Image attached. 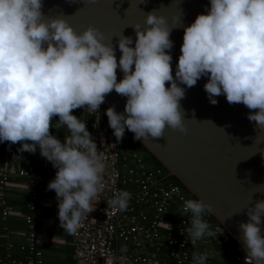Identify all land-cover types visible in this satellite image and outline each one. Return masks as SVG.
I'll use <instances>...</instances> for the list:
<instances>
[{"label":"clouds","instance_id":"9594fccd","mask_svg":"<svg viewBox=\"0 0 264 264\" xmlns=\"http://www.w3.org/2000/svg\"><path fill=\"white\" fill-rule=\"evenodd\" d=\"M43 7V0H0V142L19 143V152L38 148L51 162L56 173L47 190L56 194L59 226L69 235L77 234L94 211L106 169L85 121L73 110L95 113L114 90L126 97L123 112L114 106L105 110L117 142L125 129L143 141L165 137L166 129L186 135L180 103L185 86L207 77L203 87L212 105L224 95L230 105L249 109L255 129L264 130V0H209L188 25L181 15L173 14L170 23L154 9L143 26L131 25L135 41L123 33L115 36L119 60L113 37L102 29L90 24L77 31L65 15L46 16ZM177 24L183 27V42L173 75L170 37ZM56 117L54 127L66 126L70 133L63 142L50 131ZM130 199V192L119 190L107 203L125 211ZM245 209L249 220L239 223L245 264H264V200ZM184 211L191 212L187 239L192 245L216 235L202 218L213 211L211 204L187 199ZM127 251L120 249L119 264H126ZM192 259L207 264L208 254L193 252Z\"/></svg>","mask_w":264,"mask_h":264},{"label":"water","instance_id":"95a60500","mask_svg":"<svg viewBox=\"0 0 264 264\" xmlns=\"http://www.w3.org/2000/svg\"><path fill=\"white\" fill-rule=\"evenodd\" d=\"M139 2L43 0L42 11L46 16L65 15L77 31L90 24L99 27L108 38L113 37L119 60V38L115 36L123 33L135 41L131 25L140 23L143 26L147 13L159 10L170 23L173 14L181 15L182 24L188 25L209 4V0ZM176 26L170 37L174 45L171 50L173 75L183 42V27ZM122 77L118 68L117 79ZM206 80L207 77H201L194 87L185 86L186 95L180 103L188 128L186 135L166 129L165 137L138 141L166 169L167 176L178 179L195 199L202 198L212 205L213 211L208 212L210 225L219 224L246 254L240 240L239 223L249 220L246 209L243 210L248 204L254 206L256 201L264 200V130L255 129V122L248 119L249 109L242 104L230 105L224 95L216 97L218 103L212 105L203 87ZM125 103L126 97L113 90L102 105L114 106L117 112H123ZM261 228L264 234V217Z\"/></svg>","mask_w":264,"mask_h":264},{"label":"built area","instance_id":"2783aa9c","mask_svg":"<svg viewBox=\"0 0 264 264\" xmlns=\"http://www.w3.org/2000/svg\"><path fill=\"white\" fill-rule=\"evenodd\" d=\"M86 127L92 134L98 150L103 154L106 169L104 189L93 201L94 211L83 221L77 234L71 235L73 261L71 264H119L120 249L127 248L126 264H158L159 252H166L173 264H193L192 248L205 237L192 245L187 239V229L191 227V212L184 211V201L189 194L180 186L163 183L161 169L154 168L136 152H123L120 142L116 141L108 118H102L100 110L90 113L84 109ZM12 154L13 147L7 148ZM25 177L34 185L29 197L36 200L37 191L52 176H42L32 166L16 167L0 165V192L4 190L10 177ZM119 190L131 193L128 208L116 211L107 201ZM1 218L5 219L11 207L1 201ZM33 208V206H31ZM27 226L20 248L25 250L22 264H43V254L37 243V229L31 215L26 214ZM216 235L222 233L219 224L210 226ZM221 242L227 243L224 235ZM13 243L6 242V258ZM203 253V252H201ZM222 258L225 264H245V256L235 253L226 245ZM14 262V260H12ZM162 264H167L162 261Z\"/></svg>","mask_w":264,"mask_h":264},{"label":"crops","instance_id":"0c3cea01","mask_svg":"<svg viewBox=\"0 0 264 264\" xmlns=\"http://www.w3.org/2000/svg\"><path fill=\"white\" fill-rule=\"evenodd\" d=\"M54 125V124H53ZM50 131L62 142L66 134H61L50 128ZM40 153V152H39ZM38 158H34V161L30 162V156L27 152L14 151L9 154L4 149L0 154V165H13L16 167H27L32 164L34 170L42 176L55 177L56 169L52 166L51 162L47 161L41 155H37ZM50 180H46L43 187L37 191V198L35 202V208L33 211V219L36 222L37 227V243L43 254V264H71L73 261V244L71 235L63 231L59 226L58 219V207L56 194L52 190H47V185ZM35 187L25 177L13 176L6 184L4 194L7 198L17 200L21 197L22 193L29 192ZM2 192H0V198ZM12 209L8 216L12 217L11 226H17L18 216L23 218L21 209L12 205ZM1 207L0 202V258L4 244L7 241L14 243L12 254L17 257L16 264L20 263L24 259V253L18 248V242L22 241L24 234L20 230H13L10 236L5 237L3 222L5 219L1 218ZM1 231L3 233H1ZM1 260V259H0ZM1 264V261H0Z\"/></svg>","mask_w":264,"mask_h":264},{"label":"trees","instance_id":"16d2710c","mask_svg":"<svg viewBox=\"0 0 264 264\" xmlns=\"http://www.w3.org/2000/svg\"><path fill=\"white\" fill-rule=\"evenodd\" d=\"M107 108L104 105H101V116L102 118H107L106 114H105V110ZM73 114L76 115L77 117H79L80 119L84 118L86 116L85 111L83 109H75L73 110ZM58 117L54 118L53 120V130H55L56 132H60L61 134H66V135H70L68 129L66 126L61 127L60 129H56L54 126L57 123ZM134 135L128 131L127 129H125V134L123 139L120 141V146L123 152H136L137 154H139L143 160L145 162H147L148 164H150L151 166H153L154 168H159L161 169L163 176L167 174L166 169L158 162V160L152 155L150 154L145 147L138 141L135 140ZM9 147H13L14 151H18V149L21 147V145L19 143L17 144H10L9 142H0V154L1 152ZM29 153V152H27ZM37 155L40 156L39 153V149L37 148V151L35 153H29L30 156V162L34 161V158H38ZM32 163V162H31ZM33 164V163H32ZM29 165V166H32ZM27 166V167H29ZM33 167V166H32ZM34 168V167H33ZM12 177H10L11 179ZM9 179V180H10ZM163 183L165 184H175L180 186L183 190L186 191V189L182 186V184L178 181V179H176L174 176H166L165 178H163ZM5 189V188H4ZM35 190V188L33 189ZM29 191L26 193H22L21 197L18 198L17 200H11L9 198H7L4 194V190H2V197L0 198V202L2 200H4V203L8 206L11 207L12 209V205H15L16 207H19V209H21V213L23 214V218L20 219V217L18 216L17 218L18 220V224L17 226H11V220L12 217L8 216L5 218V222H3V226H4V233L1 231V233H3V235L5 237L10 236L11 232L15 229V230H20L23 232V234H25L27 226L24 220V216L26 214H29L32 216L34 208H35V202L36 200H31V198L29 197L30 193L33 191ZM187 192V191H186ZM187 194H189L187 192ZM190 196V199H195L193 196ZM2 204V203H1ZM31 206H33V208H31ZM3 208V204L1 207V210ZM10 213V212H9ZM33 218V216H32ZM203 220L209 222V218H210V214L208 212H205L202 216ZM210 224V223H209ZM36 225V222H35ZM1 226V225H0ZM211 226V225H210ZM37 229V227H36ZM226 235L228 236V242L227 243H223L221 242V238ZM205 239L208 241L202 242L200 241L197 246H195L194 248H192V254L193 252H203V253H207L208 254V260H207V264H225V259L222 258L221 255H217V254H222L223 249L226 245H229L233 248V250L235 251V253L241 254L243 256H246V254L243 252V250L238 246V244L235 242V240L223 229L222 233L217 234V236H215V238L213 237H208L205 236ZM10 241V240H9ZM12 242V241H11ZM22 241L18 242V248L24 253V257H25V250H22L20 248V243ZM13 243V242H12ZM4 248L2 250V254H1V264H16L17 263V257L13 256L12 254V249L14 246V243L12 245V247L9 250V258H6V242L4 244ZM38 245V244H37ZM192 258V256H191ZM12 260H14V262H12ZM24 260V259H23ZM22 260V261H23ZM21 261V262H22ZM162 261H165L167 264H173V261L168 258L166 252L163 251L159 252L158 255V264H162Z\"/></svg>","mask_w":264,"mask_h":264}]
</instances>
